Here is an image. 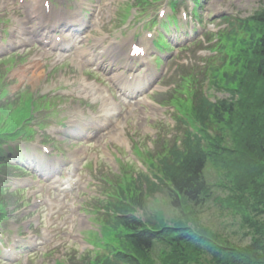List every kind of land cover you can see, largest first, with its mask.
<instances>
[{"label":"rangeland","instance_id":"374dc122","mask_svg":"<svg viewBox=\"0 0 264 264\" xmlns=\"http://www.w3.org/2000/svg\"><path fill=\"white\" fill-rule=\"evenodd\" d=\"M3 1L0 0V19L2 22L7 21V25L0 24V33L6 28L10 33L17 26L23 28L26 33L28 28L33 29L36 26V21H29L24 17L34 9L38 0H33L34 3L37 1L34 6L31 0H24L23 3L16 0V5H22V11L19 12H13L17 7H11V1H6L4 9ZM167 2L168 0H157L153 4H144L142 1L140 3V0H102V4H99L101 6L98 9V21L91 28L87 44L89 46L99 44L98 52L103 51L104 59L119 56L114 66L107 67L109 69L107 73L111 77L119 69L121 72H126V66L137 68V64L128 58L127 48L123 47L125 38L121 39L122 37L118 36L123 33L126 34V39H130L137 29L150 23L148 30L154 32L155 39L158 38L164 32L162 26L166 21V19L162 21L158 19V8L169 13ZM91 5L94 7L95 3L90 1L85 8L90 11ZM263 5L264 0H206L194 12L192 0H184L180 3L174 12L179 30L175 31V25L170 24L169 28L176 34L170 32L171 34L167 35L173 45L172 48L165 51L156 49L151 51V64L147 73L149 75L158 73L159 82L154 85L151 92H145V95H142L140 101H136L135 104L129 102L126 105L120 101L111 87L113 84L111 81L109 83L100 73L80 66L76 58V60L67 59L64 63L57 65L49 61L42 62L41 66L34 68L28 64L33 54H25L27 67H24L27 64L23 65L15 58L12 70L4 78V83H8V89L6 88L8 92L3 98L0 97V105L8 101H18L20 95L29 94L38 102L41 101L42 96H46L50 107L49 109L42 107L34 114V137L20 138L15 143L21 144L22 149L24 147L33 149L39 146L52 148V153L57 155L64 164L67 162L70 166L73 163L72 170L76 174L75 178H79L73 186L72 182L66 183L69 184L68 189L57 190V184H61L60 177L56 182L41 181L40 170L45 169L43 170L45 173L46 168L36 164L39 157L37 152H33L28 158L23 157L21 162L29 173H22L21 176L16 174L18 177L12 178L8 184L11 191L23 190L4 198L7 212L2 225L0 224V232H2L0 233V264H71L73 259L80 260L83 255H90L94 259L102 253L103 248H98L96 238L100 225L93 224L89 219L94 214L95 207L101 206L100 200L105 198L107 189H109L108 193H113L115 190L113 185L117 182L115 177L122 176L121 169L125 171L123 170L125 165L131 166L137 172L146 170L139 156L140 151L145 150V147H153L157 132L155 125L161 122L169 128L175 126L173 108L161 106L158 100L174 88L176 71L180 68L186 71L187 67L196 63L200 64L199 58L213 55L212 49L207 47L200 49L199 46L192 45L191 41L186 43L181 40L176 41L174 35H182V39L187 36L190 39L189 34L192 33L196 41H201L206 46L208 45L207 37H209L206 33L215 34L228 27L222 19L223 15L243 18L250 16ZM181 10L187 12L188 18V22L183 25L180 19ZM18 19L23 24L19 23ZM184 31L188 34L185 35ZM136 33L138 37L142 36L139 31ZM115 36L120 40L117 45L111 43V37ZM211 38L213 39V35ZM177 44H183L187 47L186 50H179L182 45ZM230 46V42H225V50L231 51ZM161 55L165 60L157 64L156 58ZM226 69L232 71L233 67ZM3 71L4 66H0V72ZM223 71L218 72L216 76L212 75L211 82H208V85L211 84V88L207 87V89L212 100L228 96L227 93L213 86L215 82L226 86L222 78ZM119 77L122 76L119 75ZM97 89L110 90L111 93H107L108 99L103 100L97 93ZM106 112L116 113L114 117L117 120L110 129L112 132H108L98 140L72 137L69 139L60 132L63 119L76 123L81 119L91 120ZM38 120L44 124L41 128L38 127ZM3 124L5 122L0 116V126ZM214 131H216L215 128ZM224 140L225 144L231 145L229 136H226ZM41 157L43 159V156ZM66 175L63 179L68 180L74 176L70 173ZM205 175L212 188V196L208 197L207 203L197 207L200 223L236 245L248 244L250 235L245 218L252 217V214L248 211L241 213L227 204L226 199L230 194L228 187L232 184L230 177L224 169L215 167L212 163L208 164ZM49 182H51L50 187ZM121 185L126 187L128 182L123 181ZM118 189L120 191V188ZM97 197H100V200L96 199ZM144 207L143 212L141 210L137 212V215L144 219L152 218L159 212L167 224L179 219V209L171 206L169 200L162 195L150 197L147 203H144ZM107 235L108 240L111 241L112 238L109 234ZM33 246L34 249L29 250V253L20 251L22 249L20 247L27 250ZM155 254L160 255V250L157 249Z\"/></svg>","mask_w":264,"mask_h":264},{"label":"trees","instance_id":"16d2710c","mask_svg":"<svg viewBox=\"0 0 264 264\" xmlns=\"http://www.w3.org/2000/svg\"><path fill=\"white\" fill-rule=\"evenodd\" d=\"M219 35L218 67L210 64L197 74L187 73L175 90L184 93L169 97L190 111L191 119L182 123L191 128L186 127L179 144L176 138L170 144L158 138L157 181L127 197L124 193L126 201L118 198L105 206L104 222L119 242L111 249L115 254L84 264H264V5L248 17L229 20ZM225 42L231 43V51L225 50ZM229 67L233 70L227 71ZM221 70L226 86L216 85L230 97L211 102L204 81ZM226 136L231 145L224 143ZM209 160L230 177L227 204L252 214L245 218L250 235L246 245H236L200 223L197 207L212 196L204 177ZM155 192L168 195L179 219L167 224L160 212L146 219L135 215L145 209V193Z\"/></svg>","mask_w":264,"mask_h":264},{"label":"bare ground","instance_id":"6f19581e","mask_svg":"<svg viewBox=\"0 0 264 264\" xmlns=\"http://www.w3.org/2000/svg\"><path fill=\"white\" fill-rule=\"evenodd\" d=\"M37 13V12H36Z\"/></svg>","mask_w":264,"mask_h":264}]
</instances>
